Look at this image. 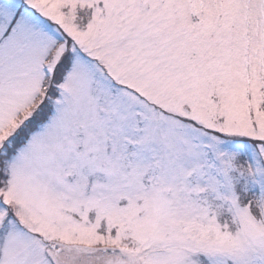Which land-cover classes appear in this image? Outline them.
Segmentation results:
<instances>
[{"label":"snow or ice","instance_id":"6c2138e0","mask_svg":"<svg viewBox=\"0 0 264 264\" xmlns=\"http://www.w3.org/2000/svg\"><path fill=\"white\" fill-rule=\"evenodd\" d=\"M0 264H264V0H0Z\"/></svg>","mask_w":264,"mask_h":264}]
</instances>
